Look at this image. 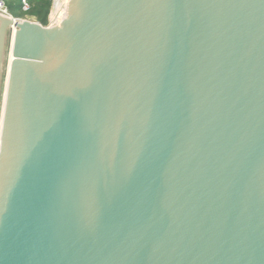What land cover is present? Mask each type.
I'll use <instances>...</instances> for the list:
<instances>
[{
    "label": "water",
    "instance_id": "water-1",
    "mask_svg": "<svg viewBox=\"0 0 264 264\" xmlns=\"http://www.w3.org/2000/svg\"><path fill=\"white\" fill-rule=\"evenodd\" d=\"M9 43L0 264H264V0L0 14V104Z\"/></svg>",
    "mask_w": 264,
    "mask_h": 264
},
{
    "label": "trees",
    "instance_id": "trees-1",
    "mask_svg": "<svg viewBox=\"0 0 264 264\" xmlns=\"http://www.w3.org/2000/svg\"><path fill=\"white\" fill-rule=\"evenodd\" d=\"M21 0H7L6 6L13 18H21L27 15L35 19V21L42 26L47 25V18L51 8L52 0H27L29 5V12L22 13L20 10Z\"/></svg>",
    "mask_w": 264,
    "mask_h": 264
},
{
    "label": "built area",
    "instance_id": "built-area-1",
    "mask_svg": "<svg viewBox=\"0 0 264 264\" xmlns=\"http://www.w3.org/2000/svg\"><path fill=\"white\" fill-rule=\"evenodd\" d=\"M6 1L7 0H0V14L5 15V16H10L8 8L6 6ZM70 0H52L51 3V8L49 13L54 14L53 17H51V20L49 19V26H57L56 21L59 17V15L64 12L63 10L68 8ZM68 5V6H67ZM29 5L27 3V0H21L20 2V10L23 13H28L29 12ZM67 14H68V9H67ZM67 17V15H66ZM65 17V18H66Z\"/></svg>",
    "mask_w": 264,
    "mask_h": 264
},
{
    "label": "bare ground",
    "instance_id": "bare-ground-1",
    "mask_svg": "<svg viewBox=\"0 0 264 264\" xmlns=\"http://www.w3.org/2000/svg\"><path fill=\"white\" fill-rule=\"evenodd\" d=\"M67 9L68 8L64 9L63 10L64 12H62L59 15V17L56 21L57 26H59L62 23V21L65 19L66 15H67ZM15 32H16L15 29H11V43H12L13 35L15 34ZM11 43H9V53H8V57L6 59L5 79H4L3 93H2L1 104H0V143H1L2 128H3L4 114H5L7 91H8L9 69H10V64L13 60V55L11 52Z\"/></svg>",
    "mask_w": 264,
    "mask_h": 264
},
{
    "label": "rangeland",
    "instance_id": "rangeland-1",
    "mask_svg": "<svg viewBox=\"0 0 264 264\" xmlns=\"http://www.w3.org/2000/svg\"><path fill=\"white\" fill-rule=\"evenodd\" d=\"M9 11V10H8ZM23 13V12H22ZM10 14V13H9ZM10 16H12L11 14H10ZM51 16L53 17L54 16V14L52 13V14H48V18H47V25L46 26H49V19L51 20ZM13 17V16H12ZM17 19H19V20H26V21H31V22H36L35 21V19L34 18H32V17H29V16H27V15H23L21 18H17ZM8 53H9V47H8V50H7V57H8ZM7 57H6V59H7ZM4 67L6 68V63H5V65H4Z\"/></svg>",
    "mask_w": 264,
    "mask_h": 264
}]
</instances>
